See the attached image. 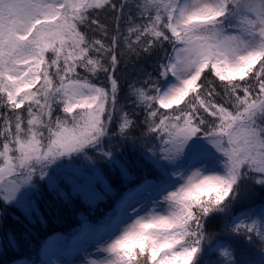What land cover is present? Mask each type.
<instances>
[{
    "label": "snow or ice",
    "instance_id": "snow-or-ice-1",
    "mask_svg": "<svg viewBox=\"0 0 264 264\" xmlns=\"http://www.w3.org/2000/svg\"><path fill=\"white\" fill-rule=\"evenodd\" d=\"M153 52L156 74L127 84L129 111L120 66ZM135 127L159 176L85 224L79 264H210L218 214L232 243L211 264H264V205L233 213L264 188V0H0V203L54 167H94L89 153L112 160L106 142ZM68 170L74 189L104 198L98 173ZM240 241L258 256L238 259Z\"/></svg>",
    "mask_w": 264,
    "mask_h": 264
},
{
    "label": "trees",
    "instance_id": "trees-1",
    "mask_svg": "<svg viewBox=\"0 0 264 264\" xmlns=\"http://www.w3.org/2000/svg\"><path fill=\"white\" fill-rule=\"evenodd\" d=\"M103 19L104 16L102 15L101 20ZM159 55L157 52H153L150 56L141 55L140 57H136L133 55L127 57L125 62L121 64V72L126 78L122 80L124 90L120 93L119 102L125 109L132 110L130 100L133 99V97L126 95L127 84L133 79H142L146 73L155 75V66ZM210 78H215L216 82L219 83L214 73H211ZM136 111L140 112V109H136ZM139 119H143L142 112ZM113 130H116V125H113ZM143 131V128L135 127L128 131L127 140L120 142L114 139L110 144V148L106 149L113 151L114 158L112 160L93 157L95 171L102 178L97 183L96 190L101 193L104 197L103 199L97 198L91 203L80 192H72L67 187L59 189L58 187L47 186L43 193L44 195L50 194L47 199L44 196L40 198L35 196L29 210L18 208V214L22 219L32 220L29 227L32 235L47 233L49 226L53 223L63 222L62 217L75 212L95 217V225L98 226L104 217L115 208L119 198L127 189L138 186L145 175L150 179L158 177L159 173L157 170L150 162L144 159V150L150 144L144 143ZM137 143L141 144V147L135 145ZM133 144L135 146H132ZM73 164L75 165V160ZM122 168L126 170L127 175L124 174ZM104 183L109 185L112 192H105ZM259 205H264V188L255 186L250 188L246 199L234 205L233 210L242 212L248 206ZM82 223L80 222L78 226ZM83 230L76 229L71 234L57 230L50 232L46 242L41 243L45 257L57 245L65 243L66 245L73 246L78 244L85 239V236L82 235ZM77 237H80V239H75ZM9 249L10 245L8 243L1 244L0 255L6 254ZM18 261L22 262V264H45L38 246L34 247L26 257L15 258L9 264H14V262Z\"/></svg>",
    "mask_w": 264,
    "mask_h": 264
},
{
    "label": "rangeland",
    "instance_id": "rangeland-1",
    "mask_svg": "<svg viewBox=\"0 0 264 264\" xmlns=\"http://www.w3.org/2000/svg\"><path fill=\"white\" fill-rule=\"evenodd\" d=\"M162 55V53H161ZM161 111H171V110H164L161 109ZM113 140H110L106 142V149L110 148V144ZM137 146L141 147V144L137 143L135 144ZM134 144L132 146H135ZM93 157L99 158L95 153H89ZM69 167L71 168H79V167H87L91 168L94 172L95 168L89 164L88 161L84 160H75V165L73 164V161L70 162V164H65L64 166L60 168H53L51 171V177L52 179L49 180L48 178H45L44 180L37 179L34 183V185L31 188L22 189L23 192V198L19 200L18 202H14L9 205H5L3 203H0V246L3 243H8L10 245V249L6 254L0 255V264H9L11 260L19 257H26L34 247L38 246L40 250V254L42 258L45 257V252H43V248L41 246L42 242H46V239L50 232L52 231H60L66 234H71L72 231L79 229L83 230L85 224L96 226L95 225V217L83 215L81 213L75 212L72 214H68L63 218V222L59 223H53L51 226L48 227V232L41 234L37 233L36 235H32L30 231V222L32 220H24L22 219L17 209L21 208L24 210H29L32 206V201L35 196L42 197L44 196L46 199L50 196L44 195L45 188L48 187H58L61 189V187H67L72 192H80L83 197H85L89 202H94L92 199H90L89 193L83 189H74V186L70 184L65 177L70 176L72 173L68 170ZM172 170H179L184 171L185 168L179 167L177 169H169ZM190 174V173H189ZM171 182V181H170ZM148 207H151L149 205ZM233 213L239 214L240 212H237L236 210H233ZM227 217L223 215H216L208 222V230L210 232L217 233V238L215 241L212 242L210 248L211 251L206 254L205 260L211 262L216 261L217 259H221L219 256L218 249L226 246L229 243H232L228 240V238L224 235V233L221 231L223 224ZM80 222H83L81 225L78 226ZM10 236L16 241L17 247H13L10 243ZM103 238V236L99 237ZM233 246L236 249V256L239 259L241 256H247L249 258L255 259L258 256L257 248L253 247L251 245H246L242 241L235 242ZM81 248V247H80ZM80 248L70 251V250H62L51 253L49 256V262L50 264H79L82 253L80 251ZM89 249L91 250V243L89 244Z\"/></svg>",
    "mask_w": 264,
    "mask_h": 264
}]
</instances>
